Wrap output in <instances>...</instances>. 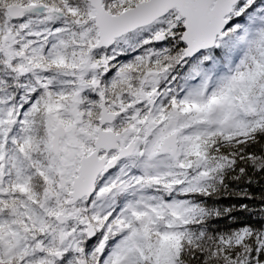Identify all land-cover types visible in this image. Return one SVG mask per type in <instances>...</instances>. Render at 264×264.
Instances as JSON below:
<instances>
[{
  "label": "snow or ice",
  "instance_id": "snow-or-ice-1",
  "mask_svg": "<svg viewBox=\"0 0 264 264\" xmlns=\"http://www.w3.org/2000/svg\"><path fill=\"white\" fill-rule=\"evenodd\" d=\"M0 264H264V0H0Z\"/></svg>",
  "mask_w": 264,
  "mask_h": 264
}]
</instances>
